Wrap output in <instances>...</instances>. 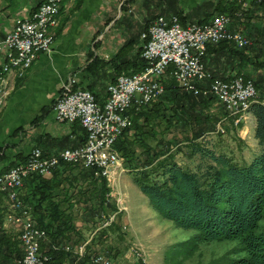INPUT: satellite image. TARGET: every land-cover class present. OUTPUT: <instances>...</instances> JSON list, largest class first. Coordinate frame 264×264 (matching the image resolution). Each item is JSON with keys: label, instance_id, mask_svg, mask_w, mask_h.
I'll return each mask as SVG.
<instances>
[{"label": "trees", "instance_id": "obj_1", "mask_svg": "<svg viewBox=\"0 0 264 264\" xmlns=\"http://www.w3.org/2000/svg\"><path fill=\"white\" fill-rule=\"evenodd\" d=\"M249 1L247 7H242L236 0H216L214 14L224 12L237 22H243L244 26L248 27L247 36L254 37L256 32L263 33L264 26L258 27L252 23L251 17L264 14V0ZM169 15H175L180 24H185L184 16L179 12ZM149 20L150 18L144 19L137 32L129 34L108 60L112 69L109 81L117 73L133 72L145 64L140 56L142 40L138 39ZM210 44H206L205 50L217 53L213 55L212 60L215 61L219 53H224L234 61L227 75H223L205 66L202 55L201 61L212 77L226 78L232 72H236L253 79L255 95L248 108L254 117L253 136L259 144V149L251 159L238 163L225 153H216L195 142L194 139L197 137L214 130L216 117L206 111L214 96L210 93L194 94L184 91L171 85V80H166L164 92L158 97L156 108L148 110L141 108L134 111L132 126L123 128L114 146L123 157L128 171L132 172L133 182L147 197L157 214L171 220L177 227L196 230L190 240L191 244L196 238L205 240L237 238L242 243L246 255L230 259L231 263L264 264V230H255L258 220L264 215V75L258 71L259 68L264 70V58L259 59L256 52L248 51L250 44L236 47L225 39ZM133 46L135 50L131 53ZM98 62L96 57L93 58L88 63L89 70H96ZM248 65L257 71L254 77L247 72L242 73V66ZM169 69L170 66L166 70ZM205 82L199 85L205 86L207 84ZM94 84L95 82L91 81L85 87L96 95L92 89ZM163 98L169 103H164ZM159 106L161 111L158 110ZM165 108L168 109L167 112L164 111ZM131 109L132 107H129V110ZM150 111H155L154 117L160 115L169 122L176 119L182 128L184 126L188 133L184 138L191 146L190 153H197L200 158L206 157L208 162L195 161L191 167L182 165L170 154L168 140L164 137L155 138L152 144L147 142L145 136L148 129L145 126L151 124L147 123L146 119L153 117L149 116ZM149 135L155 136L156 131L152 129ZM134 145L140 146V151L136 152ZM64 171L69 172V175L67 176ZM61 181L66 184H61ZM79 181L84 183V187L74 193L79 195L73 200L83 202L82 208L86 209V212H82L83 215H87L88 218L95 215L107 219L115 209L112 198L108 195L109 187L104 178L93 176L89 167L60 161L50 177L45 178L31 173L23 180L22 199L29 203L35 223L46 232L45 238L39 244L40 249L49 254L44 264H89L91 255L87 248L81 255H75L63 248L65 244L73 247L75 243L81 241L79 236L81 231L73 222L69 211V207L72 206L69 190L65 189L67 185L73 186ZM58 186L64 187L65 191L56 200ZM59 199L66 201L67 204L61 206ZM112 221L108 222L109 227ZM21 255L22 248L16 232H7L0 224V260L5 264H21L19 261Z\"/></svg>", "mask_w": 264, "mask_h": 264}, {"label": "built area", "instance_id": "obj_2", "mask_svg": "<svg viewBox=\"0 0 264 264\" xmlns=\"http://www.w3.org/2000/svg\"><path fill=\"white\" fill-rule=\"evenodd\" d=\"M236 1L247 7L249 0ZM60 2L40 1L29 16L16 17L11 29L0 38V104L6 93L2 75L8 71L21 75L40 51L50 49L51 29L55 25H49V16L58 13ZM229 22L230 16L224 12L214 14L204 23L187 22L184 25L175 15L157 14L140 33L143 39L140 56L145 64L139 70L121 72L108 81L102 101L96 100L87 88L62 87L52 104L53 117L57 121H77L85 130L83 142L52 155H42L37 147H32L24 163L0 172V195L5 197L6 204L4 217L7 222L18 225L22 245L20 263L44 264L48 258L39 250L44 230L35 224L28 207L23 206L17 197L16 189L22 184L26 172L37 170L48 176L51 168L63 161L93 166L95 175L101 174L107 179V169L121 165V159L101 153L100 145H114L115 138L128 124L126 111L129 107L139 106L159 95L162 86L156 77L167 66L171 65L178 87L194 94L208 91L228 114L235 115V121L239 118L241 106L255 92L252 80L236 72L226 78L212 77L201 61L207 43L225 39L236 47L249 44L246 34L238 28H229ZM205 81L208 86L199 85ZM219 127L217 123L216 129ZM89 264H111V261L102 253H94ZM140 264L147 263L143 260Z\"/></svg>", "mask_w": 264, "mask_h": 264}, {"label": "crops", "instance_id": "obj_3", "mask_svg": "<svg viewBox=\"0 0 264 264\" xmlns=\"http://www.w3.org/2000/svg\"><path fill=\"white\" fill-rule=\"evenodd\" d=\"M40 1L0 0V35L11 29L16 17L29 16ZM215 1L131 0V4H128L130 9L123 12L120 10V0H61L57 24L51 29L50 50L39 52L22 76L17 75L15 71L6 73L4 84L6 93L0 108V171L5 170L11 161L23 160L31 146H37L43 153L49 154L80 143L84 136L83 129L76 121H56L51 107L53 99L61 83L69 75L73 76L78 85L86 86L91 81L95 82L92 89L97 100L104 99L105 85L112 71L108 60L120 47L123 39L120 37L121 28H127L130 20L137 18L139 29L146 18L156 14L168 16L179 12L184 16V23L195 20L206 22L215 13ZM123 16L127 18L124 24L120 22V17ZM233 25L235 24H231L230 20L229 28L235 27ZM262 32L261 35L264 36V31ZM127 37L128 35L124 39ZM134 50L133 46L131 53ZM207 51L205 50L203 54L205 66L227 75L234 61L224 53H219L214 61L211 58L217 53ZM95 57L99 61L96 64L98 67L92 71L89 70L88 63ZM246 68H249L248 72L250 69L256 72L250 65ZM258 71L264 75L262 68ZM220 107L233 123L234 117L228 115L221 105ZM240 122L244 123L241 131L250 136L256 153L259 144L253 136L254 117L249 108L242 114L238 123ZM64 191V187H56L58 195L55 199L57 200ZM69 200L72 202L73 198ZM58 202L61 206L67 204L61 199ZM76 203H79L82 209L83 203L76 201L69 210L74 208ZM5 208V200H0L1 227L11 233L14 229L12 224L4 220ZM77 244L73 245L74 249ZM75 250L78 253L77 249ZM0 264L5 262L0 260Z\"/></svg>", "mask_w": 264, "mask_h": 264}, {"label": "rangeland", "instance_id": "obj_4", "mask_svg": "<svg viewBox=\"0 0 264 264\" xmlns=\"http://www.w3.org/2000/svg\"><path fill=\"white\" fill-rule=\"evenodd\" d=\"M247 3L249 5L250 1H248ZM128 4H131V0H120L119 3L120 10L123 12L129 10L130 7ZM153 17H151L150 20ZM120 19H121L120 22L124 24L127 18L123 16L120 17ZM133 19L130 20L131 23L127 28L124 26L123 29L121 28L120 37H122L123 39L121 40L120 44H122V41L127 35L132 34V32L138 30L137 29L139 25L138 20L137 18H133ZM230 20H231V24L232 23L235 24L233 25L235 26L233 28H238L239 30H242L243 33L246 34L247 36L248 27L244 26L243 22L241 21L237 22L235 19L231 17ZM251 21L252 23H255L258 27L264 26V14L260 16L257 15L255 17L254 16L251 17ZM200 23H204V22H200ZM142 31H144V29ZM5 33L3 35H0V38L4 37ZM257 33L259 32H256V35L254 37L250 35L247 36L249 39V44L251 45V47L248 48L247 50L248 51L250 50L253 53L256 52L257 53L256 57L259 59H263L264 36L261 35L260 33L259 34ZM138 40L140 41L143 39L140 37ZM259 46H261V49H259L260 51L258 50ZM49 50L45 52H48ZM169 66L170 69L166 70ZM169 66H167L164 69V71L159 76L156 77V80L162 86L159 95H157L156 97L145 103L140 104L139 106L132 105L131 106L132 109L131 110L128 109L126 111L128 124L123 128L132 126L134 119L132 114L134 113L135 110L141 108L148 110V109H153L156 106V102L157 100H159L158 97L162 95V93L164 92L166 80L167 81L171 80L170 81L171 85L178 87L172 75L171 65ZM248 70L249 68L242 66V73L247 72L250 73L249 75L254 77V72L251 69L250 72H248ZM23 73L19 76H22ZM2 76H4L3 80L6 81V73H4V75ZM167 76L169 78H167ZM205 83H204L205 87L208 86V82L206 81ZM64 85H66L67 88L69 89H75L77 87L86 88L85 86L78 85L74 80L73 76L69 75L68 78L61 83V86L58 89L57 94L61 91ZM204 93L207 94L209 92L207 91ZM3 99L1 101V104L3 102ZM54 100L55 98L53 99V101ZM163 101L166 104L169 103L166 98H163ZM251 101H253V99H251ZM1 104H0V108H1ZM219 104L220 103L214 97V100L211 101V103L206 108V111H208L210 115H214L216 117L214 130L204 133L202 136L194 139V141L203 145V147L213 150L216 153L219 152L225 153L227 156L231 157L232 160L238 163H243L245 161L248 162L255 151V145L252 144L250 136L241 131L242 128H244L243 127L244 125H242L244 123L240 122L236 124L234 121L232 123L231 118H229V116L226 117L224 115L226 112H223L222 109H220L221 107ZM159 108L158 110L161 111L162 110L161 106H159ZM166 110L168 109L165 108L164 111ZM154 112L155 111H150L149 116H153ZM244 112L245 110L240 112V118ZM139 120H141V117ZM146 122L150 123L151 126H149V124L145 126V128L148 129L147 132L148 134L145 136V140L152 144L154 143L155 138L164 137V139L168 140L170 154L182 165L186 164L191 167L195 161H200V163L208 162V159L206 157L200 158L197 153H192V154L190 153L191 146L188 144V140L184 138L185 136H188V133L185 127L183 126L182 128V126L176 121V119H174L172 122H169L165 118L163 119L162 116L160 117L159 115L158 117H154V116L149 117V119H146ZM217 122H220L219 129L222 128V130L216 129ZM123 128L121 129L120 133L122 132ZM152 129L156 131L155 136L149 135V131H151ZM117 137L115 138V140L117 139ZM84 138H85V130L82 141L77 145H80L83 142ZM77 145L70 147H75ZM32 147H37V146H31L29 150ZM134 147L136 152L140 151L141 149V147L138 145H134ZM37 148L40 150V153L42 155L56 154L58 151L63 149L61 148L56 152L47 154V153H43L39 147ZM64 148H69V147H64ZM29 150L24 156L23 160L18 162L14 161V163L9 164L6 167V169L10 166L24 163L25 159L28 157ZM115 150L118 152V158L121 159L122 166H115L114 170H108V179H111V181H108L106 177H104V175L101 174L95 175L94 174L95 168L93 166H86L92 169L93 176L102 177L105 179L106 185L109 187L108 195L112 198L111 201L113 202L115 207V209L113 210L114 212L109 214L107 219H105V217L98 218L95 215L88 218L87 215L84 216L81 213L83 211L86 212V209L84 210H82L83 208L80 209L81 207L79 206L80 204L76 203L74 205V208H72L69 211L72 214L71 217L73 222L75 223L77 228L81 231V234L79 235L81 236L80 237L81 241H79L78 244L75 245V249H77L78 253H76L74 247L70 246L69 244H65L63 246L65 250H70L72 252H75V255H81L82 252H84L85 249L87 248V252L89 253V255H92L94 253H102L110 259L111 264H140L141 262H143V260L147 264H233L231 263L230 259L233 258L237 259L240 257H244L246 255V251L243 248L242 243L237 238L219 239V240L216 239L205 240L202 238L199 239L196 238L195 240H193L194 243L191 244L190 240L192 239V236L196 233V230L193 228L177 227L173 224L171 220L160 217L155 211V209L149 204L147 197L141 192L137 184L133 182L132 172L128 171L126 164H124L123 157L119 154V151L116 148ZM59 163H57L51 168L52 171L55 167L58 166ZM71 164H80V163H71ZM52 171L48 176H43L37 170H30V171L28 170L24 178L28 177V175L31 173H36L42 177L48 178L50 177V175H52ZM64 172L67 174V176L69 175V172L67 171ZM61 184H66V183L64 181H61ZM83 184L84 183L79 181L74 183L73 186L65 185L66 186L65 189L69 190V198L71 199L78 198L79 194H74V193L80 191L84 187ZM21 186L22 184L20 185V187H17L16 189L17 197L19 198L23 206L28 207L31 217L35 222L29 203L24 202L22 199L23 186L22 187ZM3 199H5V197H2L0 195V200ZM76 201L73 200L72 203ZM4 220H6L5 217ZM110 220H113L111 227L108 226L109 224L108 222ZM12 225L14 229L12 232H16V237L18 238L19 235L18 225H14V224ZM37 226L44 230V228L40 227L39 225ZM255 230L256 231L264 230V215L258 220ZM102 233H104V235ZM45 236H46V232L44 230L42 239H44ZM85 240L87 241L84 242ZM18 241L20 247L22 248L19 238ZM39 250L43 255H47V256L49 255L48 253L42 251L40 247Z\"/></svg>", "mask_w": 264, "mask_h": 264}, {"label": "bare ground", "instance_id": "obj_5", "mask_svg": "<svg viewBox=\"0 0 264 264\" xmlns=\"http://www.w3.org/2000/svg\"><path fill=\"white\" fill-rule=\"evenodd\" d=\"M57 14L58 13H51L50 14V16H49V25H56L57 24ZM237 74V73H236ZM231 75V74H230ZM243 75V74H242ZM244 76V75H243ZM244 77H246V76H244ZM248 78H250V77H248ZM251 80H252V82H253V79L252 78H250ZM254 85V84H253ZM254 89H255V87H254ZM254 95H255V92H254V94H253V96L250 98V99H247L244 103H243V105L241 106V108H240V110H239V118L235 121V115H232V116H234V122L237 124L238 123V121L240 120V112L241 111H246L247 110V108H248V106H249V104H250V101H251V99H253V97H254ZM221 105V104H220ZM222 106V105H221ZM231 115V114H230ZM100 152L101 153H109V154H112V157L113 158H118V152L115 150V147H114V145H110V144H101L100 145ZM115 166H122V165H114L113 166V169H107V179H108V170H114L115 169Z\"/></svg>", "mask_w": 264, "mask_h": 264}]
</instances>
